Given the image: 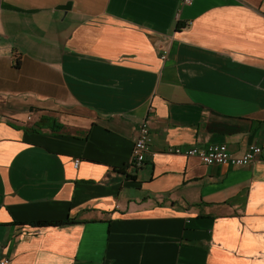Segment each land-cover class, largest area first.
Instances as JSON below:
<instances>
[{
    "label": "crops",
    "instance_id": "crops-1",
    "mask_svg": "<svg viewBox=\"0 0 264 264\" xmlns=\"http://www.w3.org/2000/svg\"><path fill=\"white\" fill-rule=\"evenodd\" d=\"M221 143L264 148V0H0V262L264 264V161L169 152Z\"/></svg>",
    "mask_w": 264,
    "mask_h": 264
},
{
    "label": "built area",
    "instance_id": "built-area-1",
    "mask_svg": "<svg viewBox=\"0 0 264 264\" xmlns=\"http://www.w3.org/2000/svg\"><path fill=\"white\" fill-rule=\"evenodd\" d=\"M184 5H191L195 0H181ZM163 59H166L164 52ZM150 108L149 115L140 123L138 139L136 140L132 152V167L136 170L142 169L147 163L151 153L152 137L149 127V117L153 113ZM173 155L184 156L187 158H197L204 165H232L234 167H246L257 161H264V148L259 145H250L242 155L234 154L226 144H210L206 146H189V147H173L169 150ZM80 160L75 161L78 168ZM0 264H9L8 259H3Z\"/></svg>",
    "mask_w": 264,
    "mask_h": 264
},
{
    "label": "trees",
    "instance_id": "trees-1",
    "mask_svg": "<svg viewBox=\"0 0 264 264\" xmlns=\"http://www.w3.org/2000/svg\"><path fill=\"white\" fill-rule=\"evenodd\" d=\"M129 178H131V179H133V177H129ZM61 224H63V222H59V221H57V222H37V223H35L34 225L35 226H39V227H45V226H59V225H61Z\"/></svg>",
    "mask_w": 264,
    "mask_h": 264
}]
</instances>
